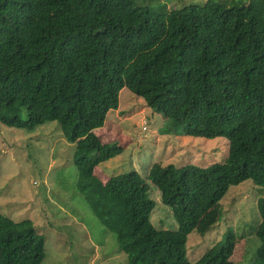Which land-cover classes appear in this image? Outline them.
<instances>
[{"label": "trees", "instance_id": "trees-1", "mask_svg": "<svg viewBox=\"0 0 264 264\" xmlns=\"http://www.w3.org/2000/svg\"><path fill=\"white\" fill-rule=\"evenodd\" d=\"M159 8L139 0H0V122L26 130L59 123L75 145L76 189L126 264H226L221 240L194 262L185 243L229 186L251 179L264 191V0ZM123 87L184 135L229 141L221 163L149 168L177 230L150 222L154 201L135 170L105 183L94 174L115 154L95 130ZM256 206L252 264H264V195ZM44 255L30 219L0 213V264H41Z\"/></svg>", "mask_w": 264, "mask_h": 264}, {"label": "rangeland", "instance_id": "rangeland-1", "mask_svg": "<svg viewBox=\"0 0 264 264\" xmlns=\"http://www.w3.org/2000/svg\"><path fill=\"white\" fill-rule=\"evenodd\" d=\"M205 1L139 0L153 10H160L163 4L168 11ZM118 98V107L109 110L103 126L95 130L115 154L97 164L94 174L105 183L111 176L135 170L147 182V194L154 201L150 222L158 230H177L170 208L147 179L149 168L154 163L200 167L221 163L228 155L229 141L226 137L184 135L181 125L151 110L126 87ZM20 116H24L23 110ZM74 146L63 137L57 121H45L32 130L0 122V213L13 221H32L44 237L41 264H126L115 235L76 189ZM263 195L251 179L229 186L188 234L187 260L196 261L221 240L226 264H252L260 245L253 229L259 221L256 202Z\"/></svg>", "mask_w": 264, "mask_h": 264}]
</instances>
